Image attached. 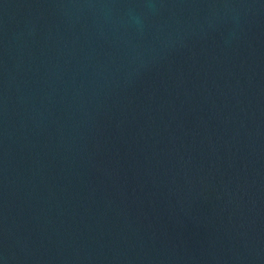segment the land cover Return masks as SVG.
Here are the masks:
<instances>
[{
  "label": "water",
  "instance_id": "1",
  "mask_svg": "<svg viewBox=\"0 0 264 264\" xmlns=\"http://www.w3.org/2000/svg\"><path fill=\"white\" fill-rule=\"evenodd\" d=\"M0 264H264V0H0Z\"/></svg>",
  "mask_w": 264,
  "mask_h": 264
}]
</instances>
